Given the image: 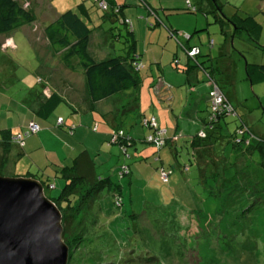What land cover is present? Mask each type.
Listing matches in <instances>:
<instances>
[{
  "label": "rangeland",
  "instance_id": "374dc122",
  "mask_svg": "<svg viewBox=\"0 0 264 264\" xmlns=\"http://www.w3.org/2000/svg\"><path fill=\"white\" fill-rule=\"evenodd\" d=\"M17 1L33 12L35 21L28 28H20L12 33L14 48L8 46L0 49V120L7 121L9 118L18 126L21 122H26L28 115L24 101L30 100L33 91L38 93L43 89L37 77L40 76L43 80L47 77L40 70L37 71L36 53L24 36V30L30 41L47 46L44 26L55 18V12L71 9L92 29L88 50L93 58L123 55L126 43L123 38L124 25L109 19L102 21V9L91 5L90 0ZM119 1L125 3L122 9L126 18L132 20L134 37L137 40L136 50L140 52L141 60H148L145 66L149 67L150 62H156L158 67L155 68L153 63L150 70L155 74H165L168 84L164 89L176 100L181 96L185 97L188 92L182 83L184 76L179 73L181 70L176 73L174 59L178 60L177 56H180L184 60L187 53L181 43L177 44V39L183 42L182 37H187L196 26L202 29H196L193 37L208 33L209 40H222L223 35L217 24L212 22L211 13L205 11L206 2L212 5V0H202L201 4L198 0ZM242 1L247 2L216 0L227 11L231 10V4ZM188 2L195 7V12L186 10ZM80 4H84L85 9L79 7ZM145 5L155 8L163 21L155 28L150 26L151 21L147 16L153 15ZM117 30L119 33L115 34ZM4 36L0 35V39ZM234 40V46L220 58L223 62L222 68L228 65L234 68L235 75L239 76L238 82L241 81L243 85V91L238 92V101L232 99L231 113L220 119L223 145L220 141L215 142L217 149H220L219 152L216 151L217 154L226 160L223 175L226 181L220 171L213 175L207 172L199 176L194 165L189 172L183 171L182 166L188 164V161L185 160L186 150L180 147L185 139L181 134L177 144L164 145L158 150L156 146L140 139L141 136L136 137V145L143 146L144 152L153 149L148 157H133L132 145H128L126 153H123V147L119 143L109 142L110 135L102 136V133L110 132L109 125L104 124L102 113L96 109L91 111L80 108L84 99L79 92L81 90L78 79L74 83L77 86L76 96L80 101L79 105L76 104L80 108L77 111L80 119L76 117L74 125L66 123L62 128L58 126L60 114L64 113V119L70 118L72 108L74 109L72 102L63 95L46 118H39L43 123L47 121L49 126H43L47 132L42 151L44 148L53 151L56 148L67 150L77 147L76 153L85 149L96 163L97 177L109 176L111 181L95 194L92 202L88 204L90 206L86 205L85 218L79 223L75 220L72 226H68L65 238L83 237V240L70 246L67 264H123L126 256L142 255L145 252L157 256L160 264H264V157L261 158L259 151L264 148H256L252 155L246 154L245 158L249 162L245 167L237 162L241 166L235 173V160L239 158L240 152L235 153L232 142L228 141L230 134H233L237 139L244 137L250 143L253 137L250 131L264 137V80L258 81L257 87L255 85L259 91L257 93L245 72L246 62H264V43L259 40L262 47H256L245 33L238 34ZM45 51L47 60L59 58V53L53 50L50 53L49 49ZM66 77L63 75L64 80L61 79L60 82L67 80ZM202 78L205 80V76ZM237 87H240L239 84ZM157 92L154 87L151 88L152 94L161 95V92ZM146 97L144 95L142 100L144 109L149 106ZM180 104L186 105L185 99L178 106ZM103 106L104 101L96 103V107L103 109ZM209 106L208 101V108ZM149 117L150 115L143 118ZM179 123L182 129L189 127L188 132L195 134L194 121L179 120ZM140 125L149 132L147 126ZM125 129H130L127 123L123 126V132ZM136 129L141 132L140 126L134 127V133ZM205 136L204 134L202 137ZM255 142L256 138L253 139V144ZM157 152L163 154L162 162L154 158ZM130 153L131 157H126ZM162 163L169 172L167 182L162 179ZM22 164L21 161L18 163L21 174L25 172ZM124 164L130 166V174H127L130 169L125 174H120V167ZM55 167H46L45 172L50 176V184L54 187L43 189L45 195L49 193L50 196H56L64 184V180L57 173L53 176ZM116 184H119L118 188L115 187ZM108 189L114 194L120 193V207H114ZM153 225L159 234L152 235L150 226ZM147 228H150L151 234L146 232Z\"/></svg>",
  "mask_w": 264,
  "mask_h": 264
},
{
  "label": "crops",
  "instance_id": "0c3cea01",
  "mask_svg": "<svg viewBox=\"0 0 264 264\" xmlns=\"http://www.w3.org/2000/svg\"><path fill=\"white\" fill-rule=\"evenodd\" d=\"M116 3L120 4L123 3L122 1L116 0ZM198 3L201 4L202 0H198ZM212 5L210 2H206V12L211 13L212 15V22L217 24L219 27V31L223 35L222 40L220 39L219 42L217 40H209L207 38L208 33L206 35H196V37H193V33L196 31V29H202V27L197 28L195 26V29H193V32L188 34L187 37L184 38L183 42L177 39V44H182L185 48H191L196 47L199 50V54L197 55V60L199 62H203L206 65H211L214 67V69L211 71L212 76L214 79L217 80L219 86L221 87L222 91L224 92L225 96L228 98L230 102H232V99H235L238 101L239 96L238 92L241 93L243 90V85L240 82H238V74L235 75L234 68L230 65L227 67L222 68V59L220 58L222 55L228 52L232 46H234V37L237 36L240 33H245L244 31H239L237 33H234V27L231 22L228 21L229 18H234L235 20L239 17H244L247 15L253 16L254 20L259 23L260 30H259V36H258V42L259 40L264 43V0H247V2L242 1L234 2V4H231V10L227 11L223 9V5H219L217 2H214L212 0ZM125 5V3H123ZM218 6L219 8L216 9L215 7ZM85 9L84 4H81V6ZM193 7L190 2H188V7L190 8L191 12ZM187 10V9H186ZM66 11V10H65ZM189 11V10H187ZM220 11V12H218ZM64 12V11H62ZM60 12V13H62ZM59 12H55V15L58 16L60 14ZM224 15L225 20L223 22H219V20L215 17H220V15ZM122 15L126 18L125 12L122 9ZM55 16V17H56ZM148 20L151 21L150 26L152 28H155L160 24L156 21V19L148 14ZM160 18V17H159ZM54 19V18H53ZM108 20V19H104ZM130 21V28L132 30V36H135V33L133 32L134 28L132 26V20ZM160 18V22H161ZM163 22V21H162ZM33 24V23H32ZM29 24L21 26L15 30H18L20 28H28ZM4 33V38L0 39V49H6L8 46H11L12 48L15 47V44L13 42L12 33L15 31ZM2 35V34H0ZM247 35V34H246ZM24 36L29 42V45L36 53V60L38 62V72H42L44 75H46V79L43 80L42 77H37L38 82L43 85V89L41 92L38 93H31L30 100L24 101V105H26V108L28 109V115L26 118V122H21L18 126L13 122V120H10L8 118L7 121H1L0 120V175L6 176V177H32L35 179H45L48 180L49 183H51L50 176L46 174L45 170L46 167H52V165H55L56 167L53 168V176L55 177L56 171L61 165H68L72 162V159L75 158L80 154V152H76L77 147H73V149H55V150H49L48 148H44L42 151L41 147H45L44 142L46 140L45 133L47 132L46 129L43 128V126H48L47 121L44 123L39 120L42 118H46L47 114L51 110L52 107L57 105L60 101V96H66L72 104L74 109L72 108L70 118L64 119L63 114H60V118L63 120V125L66 123L70 125H74L75 118L80 119L79 112H77L80 108L82 110H91L94 111L96 109L97 111H100L103 115V118H105V123L108 124L110 128V132H112L115 128H118L119 125L123 128L124 124L127 123L129 125V130H124V132L127 134L129 139L131 141H128L129 143L126 144L133 146V157H148V155L153 153V149H151L148 152H144V147H139L135 143L138 138V136H141L140 139L143 140L144 136L147 134L148 130L144 127H142L140 124V120L142 117L146 116H154L157 120L158 125L165 129L166 131V137H167V146H171L173 144H177L179 140V135H183L185 139L182 141V144L180 147L184 150H186V159L188 161V164H185L182 166V169L184 171V167H187L185 170L187 172L190 171V169L194 165V169L198 173V175L206 174L207 172H211L212 175L216 172H221V175H225V158L223 156H219L217 152L220 151V149H217L215 142L220 141V144L222 143V137L221 135V120L218 121L215 132L213 134V137L208 138L205 141H199L195 140V142H192L193 136L197 135V133L200 131V129L203 128V125L205 123L207 113H208V90L210 89V82L208 80H203L202 76H199L195 73V71H187V58L184 60H181L180 56H177L178 64L182 66L181 73L184 78L182 83H184L185 87L187 88L185 91L188 92L186 96L180 97L178 100L174 96H171L165 89L164 86L167 85L168 81L164 73H153L152 70H150L153 63L155 68L158 67L156 62H150L149 67H146L145 64L148 60L142 59L141 60V54L136 50V39H135V52L136 54H140V61L142 64H144V68H142V71L140 73L141 82L138 90V99L136 101L137 108L132 111L129 109V105L126 106V96L124 95H118L116 97H111L104 100V106L103 109L100 107H96V104L90 105L87 99L86 89H85V80L84 76L81 71L75 70L71 71L67 69L63 63L61 62L60 58H53L50 60H47L45 57V50L49 49V52L52 53V49L49 46V44L46 46L45 44H41L38 42L30 41V37L27 35L26 31L24 30ZM182 36V35H181ZM248 37V36H247ZM250 41V39L248 38ZM171 43V41H170ZM253 43V42H252ZM180 44V45H181ZM174 53L177 54L176 49H174ZM54 55V53L52 54ZM179 57V58H178ZM182 61V62H181ZM252 64L261 63L254 60V62H249ZM57 64L56 66H54ZM160 69V68H159ZM159 69L157 71H159ZM175 69V68H174ZM176 70V69H175ZM37 72V73H38ZM144 73V74H143ZM176 73H178V70H176ZM226 74V76H225ZM67 76V80L64 82H60V80H64L62 76ZM252 79H254V90L259 93L258 89L255 88L259 85L257 78V73L255 70L251 71ZM80 82V94L84 99V104L80 106V108L77 106L80 104V101L78 100L79 97H77V86L74 83V81ZM258 79V78H257ZM260 81V80H259ZM44 83V84H43ZM50 86H48V84ZM239 84L240 87H237ZM258 84V85H257ZM172 85V84H171ZM230 85V86H229ZM230 87L228 89L227 87ZM154 87L156 90H158L157 93L161 92V95L159 94H152L151 88ZM182 89V88H181ZM146 97V103H149V106H146V109H144L142 100L143 96ZM80 96V97H81ZM86 97V98H85ZM183 99H185L186 105L182 106L181 104L178 106V103L183 102ZM108 100V101H107ZM166 102H163V101ZM157 101L159 104H157ZM82 102V103H83ZM103 102V101H102ZM110 102L109 104L106 103ZM99 103V102H98ZM97 103V104H98ZM77 104V105H76ZM126 106V107H125ZM204 111V112H203ZM149 112V113H147ZM148 114V115H147ZM42 117V118H41ZM243 119V118H242ZM179 120H192L195 122V134L192 135L188 132L189 127L187 128H181ZM33 121L37 123L40 126V130L34 134H31L24 138L22 143H15L12 142L11 136L15 135L19 132H21L22 129L30 122ZM41 123V124H40ZM246 123V122H245ZM69 125V126H70ZM140 126L141 132H138L137 129L135 133L133 132L134 127ZM49 127V126H48ZM63 127V126H62ZM61 127V128H62ZM19 131H18V130ZM107 132V133H106ZM102 133V136H108L109 131H106ZM109 132V133H108ZM220 135L219 138H216ZM137 135V136H136ZM171 136V137H168ZM177 137V138H176ZM107 137H105L106 139ZM176 138V139H175ZM174 140V141H173ZM191 149V150H190ZM190 150V151H189ZM219 150V151H218ZM257 150V149H254ZM253 149L251 150H245L244 148H236L234 149L235 153H239V158H236L235 160V173L239 171V166L242 164V167H245L248 160H246L245 155L249 154L252 155L254 152ZM123 153L125 151L122 149ZM217 151V152H216ZM225 150H223L224 152ZM87 152V151H86ZM176 149L174 148V155H176ZM264 152V150H263ZM75 153V154H74ZM74 154V155H73ZM73 155V156H72ZM159 158L162 162L163 154L161 155L160 152L158 153ZM238 156V154H237ZM127 157V155H126ZM129 157H131V153L129 154ZM221 158H224L223 161ZM237 159H239L237 161ZM250 159V158H249ZM22 162L24 173H19V167L18 163ZM78 164L81 168L87 169L89 171L90 166L93 167L94 173L96 172V163L89 152L87 154H82L80 158L77 160ZM224 162V164H222ZM240 164H238V163ZM162 166L165 168L164 164L162 163ZM130 169V166H129ZM166 169V168H165ZM33 171V172H32ZM84 171V170H82ZM131 169L129 171V174L131 173ZM22 175V176H17ZM233 179V178H230ZM227 179V180H230ZM223 180L226 181V178L223 177ZM231 185V184H230ZM228 185V186H230ZM54 187L53 185H51ZM51 188V187H50ZM49 188V189H50ZM47 195H50L49 193Z\"/></svg>",
  "mask_w": 264,
  "mask_h": 264
},
{
  "label": "trees",
  "instance_id": "16d2710c",
  "mask_svg": "<svg viewBox=\"0 0 264 264\" xmlns=\"http://www.w3.org/2000/svg\"><path fill=\"white\" fill-rule=\"evenodd\" d=\"M90 1L91 5H95L96 7L102 9L103 13L100 16L102 21H104V19H109L111 21H118L119 23L124 25L125 33L123 35V38L124 42L126 43L125 54L114 55L102 59L93 58L88 50L92 29L76 11H73L71 9L60 13L52 21L47 23L43 28V32L48 40V44L51 49L54 52L59 53V58L63 65L71 71L79 70L82 72L85 80L87 99L90 105H94L111 97L114 98L118 95H125L126 106L129 105V109L134 111L137 108L136 101L138 99V90L141 82L139 72H141L142 68H144V65L140 61V54H136L135 52V39L132 36L130 21L122 15L123 3L118 4L115 3L114 0ZM214 2H216V0H214ZM145 6L149 10V12H151L150 14L154 16L156 21L160 22V18L158 16V12H156V9L151 8L147 5ZM215 8L218 9L219 7L216 6ZM186 9L190 11V8ZM191 9H193L192 11L195 10L192 7ZM215 17L219 20V22H223V20H225V17L222 14L220 15V17H217L216 15ZM34 21L35 16L33 12L29 8H26L22 4H20L17 0H0V34L11 32L21 26L31 24ZM228 21L232 23L234 27V33L244 31L246 32L250 41H252L256 47H262L258 42L260 25L254 20L253 16L247 15L244 17H239L236 20L234 18H229ZM112 33L114 34V31H112ZM118 33L119 30H117L115 34ZM172 34L175 36L174 33ZM182 48L185 49L187 53V71L193 70L197 75L202 77L205 76V79L210 82V85L211 83H214L218 87L225 100L231 105V102L225 96L217 80L212 76L211 71L214 69V67L209 64L206 65L205 63L199 62L197 60L199 50L196 47H191L197 49V53L194 55L189 54V50L191 48H185L183 46ZM136 63H140L142 67L136 68ZM174 65V68L176 70L183 69L178 64V60L176 59H174ZM252 70H255L258 75V79L256 78V80H264V62L256 64L246 62V78L250 80L251 84L254 82V79H252L251 76ZM209 91L210 89L208 90V93ZM211 115L212 112L209 111L208 108L206 117L207 122L205 121L203 128L200 129L205 133L206 136L199 137L198 135H194L192 139L193 143L196 139L199 141H205L208 138L213 137L218 121L228 114L221 113L208 121V118ZM151 117L155 119L156 127L161 128L158 125L156 118L152 115L148 119L142 117L140 123L144 125L143 119L149 120ZM58 119H61V122L58 123V126L62 127L64 122L62 118L59 117ZM145 126L149 128V132L144 136V142L156 146L157 150L167 144L166 131L163 137V144L161 146H157L154 144V142L148 141L147 137L148 135L152 134V127L149 125ZM122 129L123 128L120 125L118 128H115L111 132V134H109V142L119 143V145L123 147V150L126 153V144L129 143L128 141H131V139H129L127 134L123 132ZM240 131H242V129H240ZM250 133L253 135L250 143L248 142V140H245L244 137L237 139L236 136H233V134H230V136L228 137V141L232 142V146L234 147V149L244 148L245 150H254L256 148H264V137L262 138L259 134H254L251 131ZM219 137L220 135L218 134L216 138ZM254 138H256V142L253 144ZM263 150L259 149L261 158L264 157ZM158 153L159 152H157V156H155L154 158L157 161H161ZM82 154H87L85 149L82 150L78 156L73 158L70 164L59 166L56 172L60 176V178L64 180V184L60 192L56 196L46 195V197L57 206L61 213L62 240L67 245L68 251L72 244H76L83 240V237L81 239L76 238L77 240L75 238H65L67 237L66 234L68 232V226H72V223L75 220L78 223L81 222V220L85 218L86 205L92 202L93 197L102 187H106L111 183L109 176L97 177V175L93 171L92 166H90L89 171H87V169L81 168L77 160ZM126 155L127 157L129 156V154ZM186 168L187 167H184V170ZM127 170H129V166L124 164L122 167H120V174H125L124 172H126ZM162 171L166 173L165 181L167 182L169 172L164 167L162 168L161 172ZM127 174H129V172ZM37 180L42 183L43 189H49L50 187H52V184H50L48 180H43L40 178H38ZM115 187L118 188L119 184H116ZM108 192H110V194L112 195V202L114 207H120V205L122 204L120 193L114 194L110 191V189H108ZM116 200H119V205L115 204ZM62 202H65V204L62 205ZM86 202L88 203L86 204ZM80 214H82V217H79ZM83 226L84 223L82 227ZM150 228L152 229V235L159 234L158 230L155 229V225L150 226ZM150 228H147V233H150ZM131 252L132 251H130V253ZM69 256L70 254L68 253V257ZM123 264L160 263L157 256H155L154 254H150L149 252H145V254L142 255L126 256Z\"/></svg>",
  "mask_w": 264,
  "mask_h": 264
},
{
  "label": "water",
  "instance_id": "95a60500",
  "mask_svg": "<svg viewBox=\"0 0 264 264\" xmlns=\"http://www.w3.org/2000/svg\"><path fill=\"white\" fill-rule=\"evenodd\" d=\"M61 213L32 177L0 175V264H67Z\"/></svg>",
  "mask_w": 264,
  "mask_h": 264
},
{
  "label": "built area",
  "instance_id": "2783aa9c",
  "mask_svg": "<svg viewBox=\"0 0 264 264\" xmlns=\"http://www.w3.org/2000/svg\"><path fill=\"white\" fill-rule=\"evenodd\" d=\"M104 6H105V3H104ZM196 53H197L196 48H191L189 50L190 55H194ZM135 66H136V68L142 67V65L140 63H136ZM208 100H209V104H210L209 111L212 112V115L208 118V121L211 118H214L216 115H219L221 113H226V114L231 113V110H232L231 105L225 100L222 93L220 92V90L218 89V87L214 83H211V88H210V91L208 93ZM60 122H61V119H58V123H60ZM143 124L149 125L152 127V134L148 135L147 140L154 142V144L157 146H161L163 144V137L165 134V129L157 128L156 127V121L153 117H151L149 120L143 119ZM39 129H40V127L38 126L37 123L30 121L24 130H22L21 132L11 136L10 140L12 142L20 144V143H22V141L24 140L25 137L38 132ZM198 134L200 137H202V136H204L205 133L202 130H200L198 132ZM113 139H114V137H113ZM161 174H162V179L166 180V173L162 172ZM115 204L119 205V200H116Z\"/></svg>",
  "mask_w": 264,
  "mask_h": 264
}]
</instances>
